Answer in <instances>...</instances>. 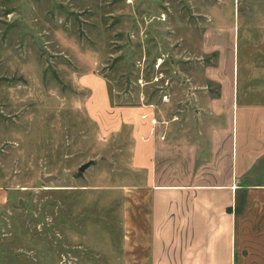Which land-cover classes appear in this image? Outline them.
Wrapping results in <instances>:
<instances>
[{"label":"rangeland","instance_id":"obj_1","mask_svg":"<svg viewBox=\"0 0 264 264\" xmlns=\"http://www.w3.org/2000/svg\"><path fill=\"white\" fill-rule=\"evenodd\" d=\"M262 29L264 0H0V264H133L137 125L105 104L198 127L191 92Z\"/></svg>","mask_w":264,"mask_h":264},{"label":"crops","instance_id":"obj_2","mask_svg":"<svg viewBox=\"0 0 264 264\" xmlns=\"http://www.w3.org/2000/svg\"><path fill=\"white\" fill-rule=\"evenodd\" d=\"M258 40L245 34L221 77L206 71L218 95L191 92L199 126L174 138L169 128L154 135L150 105L105 104L137 125L127 165L143 174L129 179L126 237L141 255L129 263L264 264V33Z\"/></svg>","mask_w":264,"mask_h":264},{"label":"water","instance_id":"obj_3","mask_svg":"<svg viewBox=\"0 0 264 264\" xmlns=\"http://www.w3.org/2000/svg\"><path fill=\"white\" fill-rule=\"evenodd\" d=\"M83 168H84V167L79 168V171H81ZM45 181H47V180H45Z\"/></svg>","mask_w":264,"mask_h":264}]
</instances>
